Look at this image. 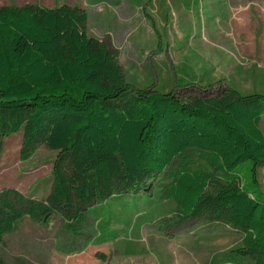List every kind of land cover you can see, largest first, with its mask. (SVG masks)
Wrapping results in <instances>:
<instances>
[{"label":"trees","instance_id":"16d2710c","mask_svg":"<svg viewBox=\"0 0 264 264\" xmlns=\"http://www.w3.org/2000/svg\"><path fill=\"white\" fill-rule=\"evenodd\" d=\"M86 21L77 6H0V137L21 134V159L41 144L56 152L44 200L0 191V244L25 216L59 214L77 234L85 208L159 181L175 225L241 235L210 264H264V93L182 101L135 89Z\"/></svg>","mask_w":264,"mask_h":264},{"label":"rangeland","instance_id":"374dc122","mask_svg":"<svg viewBox=\"0 0 264 264\" xmlns=\"http://www.w3.org/2000/svg\"><path fill=\"white\" fill-rule=\"evenodd\" d=\"M5 5L84 10L87 35L116 56L135 89L175 93L182 101L220 97L227 89L264 93V0H0ZM20 148L21 134L0 137V191L44 200L56 152L41 144L21 159ZM259 181L264 192V166ZM159 186L85 208L77 234L59 214L48 223L25 216L4 237L0 257L6 264L226 262L241 235L204 219L175 225L174 203L159 198Z\"/></svg>","mask_w":264,"mask_h":264}]
</instances>
